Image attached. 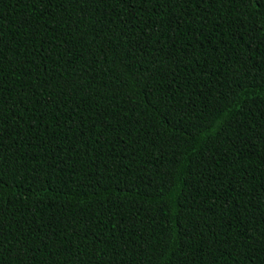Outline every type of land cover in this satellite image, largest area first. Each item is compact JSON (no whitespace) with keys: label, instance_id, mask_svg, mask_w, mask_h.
<instances>
[{"label":"trees","instance_id":"trees-1","mask_svg":"<svg viewBox=\"0 0 264 264\" xmlns=\"http://www.w3.org/2000/svg\"><path fill=\"white\" fill-rule=\"evenodd\" d=\"M0 264H264V0H0Z\"/></svg>","mask_w":264,"mask_h":264}]
</instances>
